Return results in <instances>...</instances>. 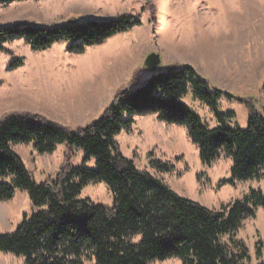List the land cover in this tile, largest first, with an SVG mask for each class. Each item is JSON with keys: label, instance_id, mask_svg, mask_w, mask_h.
Listing matches in <instances>:
<instances>
[{"label": "rangeland", "instance_id": "obj_1", "mask_svg": "<svg viewBox=\"0 0 264 264\" xmlns=\"http://www.w3.org/2000/svg\"><path fill=\"white\" fill-rule=\"evenodd\" d=\"M152 2L157 7L156 25L151 22L144 0H12L0 4V26L23 21L56 26L73 17L112 19L124 13L138 15L142 22L83 52L70 50L66 40L43 50L33 49L24 38L7 41L0 49V118L28 111L73 130L86 127L98 118L153 51L165 53L176 63L192 65L213 88L234 95H222L213 107L189 89L183 101L207 126L222 124L217 110L225 114L227 124L246 128L250 109L239 98L254 97L253 104L264 114V0ZM15 58H20L22 64L11 67ZM169 67L163 58L156 72ZM153 73L144 70L140 79L145 81ZM131 116V126L114 137L122 153L178 194L210 209H221L243 199L251 189L264 193V169L259 177L226 182L231 178V157L222 152L211 164L203 163L186 125L167 123L156 114ZM13 148L36 182L54 177L65 162L74 166L95 165L94 158L85 161L83 150L67 142H60L52 152L45 153H39L32 142L13 144ZM156 160L169 164L170 170L158 168ZM79 198L113 204L111 189L104 181H89ZM36 209L28 192L17 188L12 199L0 200V233L14 232L24 216L29 217ZM254 210L233 235L235 241L243 242L247 248V257L240 264H264V207ZM224 238L234 244L230 236ZM0 264H25V260L0 250ZM153 264L182 261L180 257H171Z\"/></svg>", "mask_w": 264, "mask_h": 264}, {"label": "trees", "instance_id": "obj_2", "mask_svg": "<svg viewBox=\"0 0 264 264\" xmlns=\"http://www.w3.org/2000/svg\"><path fill=\"white\" fill-rule=\"evenodd\" d=\"M12 0H0L6 4ZM149 6L151 22L157 24V7ZM141 23L138 15L124 13L112 19L88 18L44 26L31 21L0 26V49L15 38L26 39L33 49L43 50L66 40L68 48L83 52L117 33ZM22 64L20 58L11 67ZM165 71H154L142 81L144 66L121 86L111 103L90 125L71 127L28 111L0 118V200L13 198L17 188L28 192L35 208L14 232L0 233V250L23 256L25 264H153L180 257L182 264H240L247 257L243 242L234 240L243 219L264 207V193L251 189L221 209H210L178 194L161 178L137 167L121 151L115 135L133 123L131 115L156 114L167 123L186 125L199 157L211 164L224 152L232 159L231 178L259 177L264 169V114L254 97L239 98L250 109L246 128L222 121L209 127L183 101L191 89L215 107L230 92L213 88L190 64L170 63ZM32 142L39 153L52 152L60 142L81 148L84 160L94 167L63 163L54 177L36 182L13 144ZM163 171L170 165L155 161ZM89 181H104L113 204L79 198ZM230 236L234 244L225 241ZM234 240V241H233Z\"/></svg>", "mask_w": 264, "mask_h": 264}, {"label": "water", "instance_id": "obj_3", "mask_svg": "<svg viewBox=\"0 0 264 264\" xmlns=\"http://www.w3.org/2000/svg\"><path fill=\"white\" fill-rule=\"evenodd\" d=\"M76 17L70 18L67 22L77 21ZM162 63V57L159 52L153 51L150 52L144 59L143 66L148 71H156Z\"/></svg>", "mask_w": 264, "mask_h": 264}, {"label": "crops", "instance_id": "obj_4", "mask_svg": "<svg viewBox=\"0 0 264 264\" xmlns=\"http://www.w3.org/2000/svg\"><path fill=\"white\" fill-rule=\"evenodd\" d=\"M142 23V22H141ZM140 25V24H139ZM161 54V57H162V61H163V58L166 60V62L167 63H174L175 61L176 62H178L177 60H169L168 59V57H167V55L165 56V53H160ZM163 56H165V57H163ZM205 62H206V64H208V65H210V62L207 60V59H205ZM183 63V62H182ZM185 63V62H184ZM128 76V75H127ZM127 78V77H126Z\"/></svg>", "mask_w": 264, "mask_h": 264}]
</instances>
